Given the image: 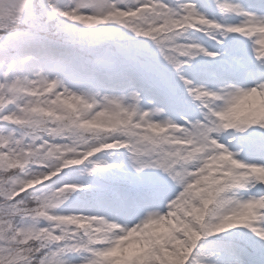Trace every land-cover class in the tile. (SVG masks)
I'll return each mask as SVG.
<instances>
[{
	"label": "snow or ice",
	"instance_id": "snow-or-ice-1",
	"mask_svg": "<svg viewBox=\"0 0 264 264\" xmlns=\"http://www.w3.org/2000/svg\"><path fill=\"white\" fill-rule=\"evenodd\" d=\"M0 264H264V0H0Z\"/></svg>",
	"mask_w": 264,
	"mask_h": 264
}]
</instances>
